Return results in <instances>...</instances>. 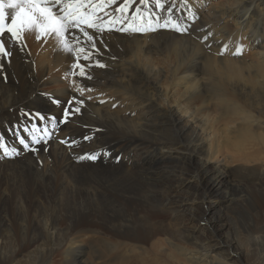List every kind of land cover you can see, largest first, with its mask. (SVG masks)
<instances>
[{
    "label": "bare ground",
    "instance_id": "bare-ground-1",
    "mask_svg": "<svg viewBox=\"0 0 264 264\" xmlns=\"http://www.w3.org/2000/svg\"><path fill=\"white\" fill-rule=\"evenodd\" d=\"M225 1L160 0L161 8L156 0H107L101 8L100 0H93L91 7L105 22L102 32L85 28L95 46L79 29L72 31L81 44L68 37L74 49L85 48L88 59L34 31L19 40L8 33L0 37L12 53L0 56V137L20 153L0 159V249L12 251L4 264L24 250L45 260L62 247L72 264H83L79 256L91 253L85 242L93 235L138 264H149L153 242L190 249L193 254L184 256L192 264H264V93L248 78L249 92L229 84L247 105L244 116L239 100L226 102L222 88L210 90L195 80L210 63H200L201 56L187 58L173 72L184 100L202 101L207 94L218 99L237 134L229 153L236 157L227 170L212 165L225 149L223 132L209 131L181 105L163 106L169 104L161 84L164 72L153 63V56L183 41L192 52L203 42L219 46L218 60L228 78L239 63L258 73L264 67V0ZM5 11L10 23L12 10ZM149 13L161 23L172 17L186 31L120 30ZM110 18L123 22L108 25ZM77 64L85 66L86 75ZM49 117L56 118L58 129L47 144H32L24 129L38 124L51 130ZM21 137L37 150L25 149L18 143ZM90 154L96 158L89 159ZM228 176L238 184L224 187L220 180ZM222 219L225 226L219 225ZM201 224L206 238L195 230ZM225 228L233 238L222 256L211 240Z\"/></svg>",
    "mask_w": 264,
    "mask_h": 264
},
{
    "label": "rangeland",
    "instance_id": "rangeland-1",
    "mask_svg": "<svg viewBox=\"0 0 264 264\" xmlns=\"http://www.w3.org/2000/svg\"><path fill=\"white\" fill-rule=\"evenodd\" d=\"M210 2L220 3L219 5L224 4L225 0H210ZM209 2V3H210ZM189 34V33H182ZM181 34V35H182ZM197 40V39H196ZM199 47L198 52H192L189 48L188 44L183 41V43H179L176 49L167 50L162 55L153 56V63L156 67H159L164 72V77L161 79V84L165 87L168 92V102L163 106H177L181 105L186 112L189 114L192 113L197 115L199 120L203 121L208 125V129L211 132H223L221 142L225 145V149L223 153H219L218 157L220 161L217 159H212V165H223L227 166V170H231L232 161L236 157L233 158L229 155L231 152V143L236 140L237 134L234 133V129L228 125V118L222 112V110L218 107L219 101L214 96H203L204 99L202 101L197 100L196 98H189L187 100L183 99V92L180 87H175L172 81L173 72L176 67L183 65L184 61L188 59L195 60L199 56L202 57L200 63L204 60L209 61V65L205 69L204 72H201L199 77L195 80H199L203 84L208 86V89L212 90L214 88H222L224 91V100L226 102H233L234 100H239L244 107V116L248 114V111L245 109V101L236 96L233 91L230 89L229 84H236L237 87L246 90L249 92L251 90V85L248 83V80H252V82H256L257 90L264 93V67L257 73L256 69H252L248 66H243L242 64H238L236 68V75L227 77L228 75L222 71V64L218 60V58L222 57V52L219 46L215 45H203ZM218 49L219 52H216L215 49ZM249 53L251 51L248 50ZM247 64H256L257 60H248L245 59ZM201 65H199L200 67ZM214 71V76H208L210 72ZM262 77V79L260 78ZM244 78H248V80H244ZM182 81H186L182 79ZM259 114V113H258ZM260 115V114H259ZM62 121L66 122V119H62ZM64 123V122H63ZM231 132H228L230 131ZM19 143V140H18ZM24 147V146H23ZM220 183L223 184L224 187H230V183L238 184V180L234 176L223 177L220 180ZM181 199L183 198L181 195ZM150 207L153 205L149 204ZM197 205V203H196ZM197 222V220H195ZM227 224V223H226ZM219 225L225 226V221L222 219ZM193 226H195L193 224ZM227 226V225H226ZM205 227V224H201L198 227H195V230L198 233L203 232V237L206 238L207 233L202 231ZM219 239H212L211 242L216 244V248L214 249L215 253H219L222 256H226V250H228V246L226 242L233 238L230 236V231L225 229L218 230ZM96 237L95 235L92 238ZM90 238L86 240L85 246H87V250L91 253L88 256H85L84 253L80 254V260L84 261L83 264H138L132 260H130L127 254L121 252L120 250L112 249L108 246L103 245L100 240L94 238ZM165 242L157 243L153 242L151 245H148V256L149 264H192L190 260H188L184 255L187 253H191L189 250H182L174 243H166ZM162 245V246H160ZM22 246V244H20ZM152 246V248H151ZM61 249V250H60ZM66 247L58 248V252L54 253L50 258L45 259L42 258L40 254L36 255V259L32 258L31 249L24 250L21 253V256L16 259L14 264H72V255L63 253ZM12 251H9L8 248L0 249V264H4V260L11 256ZM124 255L126 257H124ZM235 257V256H233ZM52 258V259H51ZM88 258V259H87ZM257 259V256L254 258ZM86 260V261H85ZM12 263V264H13Z\"/></svg>",
    "mask_w": 264,
    "mask_h": 264
},
{
    "label": "snow or ice",
    "instance_id": "snow-or-ice-1",
    "mask_svg": "<svg viewBox=\"0 0 264 264\" xmlns=\"http://www.w3.org/2000/svg\"><path fill=\"white\" fill-rule=\"evenodd\" d=\"M107 0H100V7L102 8L103 3ZM141 3H147L148 0H140ZM158 6L164 8V5L160 3V0H156ZM93 0H0V37H4L5 33L10 34L11 40H19L23 33L34 31L40 36L54 37L61 45L62 49L66 52H73L76 50L78 53L83 54L84 59H88L86 50L80 46L74 49L70 44L68 37L71 36L72 40L77 44H81L80 37L73 33V29H79L88 42L94 43V36L89 34L87 29H94L97 32L104 31L105 22L98 15L96 7H91ZM5 9L12 10L11 22L6 23L8 13ZM123 11V9H121ZM139 11V10H138ZM160 17L155 18L149 13L145 16L137 15L131 19L128 23L127 28L120 29L121 31H133V32H146L155 31L159 28H171L178 32L186 31L180 27L179 23L169 17L160 22ZM123 21H116L110 18L106 23L108 25H114L116 23H122ZM207 39V37H205ZM8 43L5 39H0V56L10 57L11 51L6 47ZM227 49V45H225ZM242 46L237 48L236 54H241ZM79 58V57H78ZM77 67L81 69L80 74L86 75L84 65L77 64ZM103 67V65H100ZM91 79V77H87ZM55 104L59 105L60 101L55 100ZM80 104L83 101H79ZM73 112L78 113L79 108H74ZM65 117L68 115L67 110L64 113ZM40 121L46 120V117L40 113L36 114ZM51 124L52 129L50 130L47 126L40 127L38 124H33L31 128H25L31 138L32 144H47L48 139L51 138L53 131L58 129V123L55 117L47 118ZM61 123L65 121H60ZM66 143V141H62ZM19 144L23 145L25 149L36 151L37 149L31 148L28 140L24 137L19 139ZM0 159L4 157H12L19 155V151L15 147H9L0 137ZM84 157H81L83 159ZM89 159H95L96 154H90Z\"/></svg>",
    "mask_w": 264,
    "mask_h": 264
}]
</instances>
